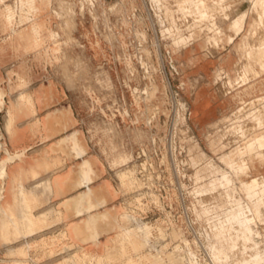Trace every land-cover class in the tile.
Instances as JSON below:
<instances>
[{
	"label": "rangeland",
	"instance_id": "1",
	"mask_svg": "<svg viewBox=\"0 0 264 264\" xmlns=\"http://www.w3.org/2000/svg\"><path fill=\"white\" fill-rule=\"evenodd\" d=\"M9 1L12 0H5L6 3ZM67 1L73 3L76 9V25L67 29L64 27L66 18L49 12L43 14L59 37L58 42L46 38L40 49H27L25 41L20 42L18 38L13 44L4 40L8 32L3 29L4 23L0 18V91L4 92V103L0 107L1 141L6 148L8 109L16 95L21 92L35 93L39 88L46 87L44 83L65 90L91 147L95 148L107 170L106 177L119 193L118 206L113 211L115 218H110L109 224H113L111 230L101 235L100 248L90 242L74 243L65 234L63 226L50 228L52 224L31 236L30 239H34L30 242L31 251L23 257L9 254V249L20 246L23 239L12 244H3L0 239V264L17 258L25 259L24 264H54L77 254L80 256L79 262L91 264L83 252L87 249L93 253L101 252L106 246L105 253L89 254L96 259L112 249L114 254L120 256V251L116 252L115 249L120 248L116 240L119 239L121 226L126 223L122 218L124 212L153 228L152 242L161 251L157 254L154 248L147 246L132 251L128 246L127 255L132 257L134 264H139L140 258L145 256L153 258L152 264H158V259L161 264H194L191 260L189 262L192 254L199 264H212L210 247L215 246L216 250L221 247L218 240L208 233L209 221L206 216L212 218L217 213L224 214L228 207H235L236 199L246 200L240 183L255 176L254 165L257 167L256 173L264 175L263 154L253 149L248 156L250 170L245 168L246 173L233 176L229 186H221V174L230 173L228 161L226 158L222 161V156L226 157V153L233 151L230 161L236 162V148L250 139H240L233 125L244 122L242 117L260 105L246 107L241 115H237L236 111L264 95L241 103L233 117L207 126L205 112L194 108L197 103L195 92L205 81L193 78L197 72L193 68L195 45H202L203 50L205 41L212 44V33L207 22L198 19L188 21L177 7L182 0H98L95 11L97 21L88 11L87 3L86 13L79 14L84 0ZM212 1L205 0L210 6ZM241 1L227 0V4L232 5L229 19L235 18L244 9V6L237 5ZM116 3L120 9L112 11L110 6ZM57 6L55 0L50 4L53 8ZM167 10L174 22L167 17ZM223 13L221 10L215 12L211 22L220 26L221 20L226 21ZM181 19H185L184 22ZM166 22L171 24L167 26ZM249 34L253 37L250 29ZM237 35L230 44L235 43ZM156 39L162 62L157 55ZM255 43L259 44V40L255 38V41H249L247 35L241 39L239 46L245 59L244 44L255 46ZM59 46L62 49L58 53L55 49ZM201 55L197 54L198 59ZM67 69L73 74L71 80L65 76ZM255 69L258 73L255 77L264 72L256 64ZM221 78L222 73H217V79ZM154 85L157 89L151 98L137 102L136 96L145 90L151 91ZM217 92L215 98L220 101L226 89L220 85ZM141 95L145 97L144 93ZM250 126L251 123H248ZM124 154L130 156L128 163L111 166L113 159ZM202 154H205L204 159H201ZM5 156L3 149L0 161ZM132 169L137 184L133 188H126L119 174ZM211 183L216 184L215 189H212ZM38 209L35 205L34 210L37 212ZM252 223L251 227L257 231L254 238L264 251V206L260 217L256 216ZM132 225L131 222L126 224ZM43 238L53 240L54 244H37ZM134 240L139 242L140 238ZM223 251L228 253L229 249ZM172 253L177 256L176 259H182L173 262ZM231 261V257L226 259L222 254L217 264H231ZM104 264H118V261Z\"/></svg>",
	"mask_w": 264,
	"mask_h": 264
},
{
	"label": "crops",
	"instance_id": "2",
	"mask_svg": "<svg viewBox=\"0 0 264 264\" xmlns=\"http://www.w3.org/2000/svg\"><path fill=\"white\" fill-rule=\"evenodd\" d=\"M237 5L244 6V9L236 16L249 11L246 1L242 0ZM252 22L253 17L249 11L242 31L235 37V43L227 44L226 36L233 35L234 32L228 28L230 21L221 20L219 25L223 35L220 37L219 45L214 46L205 41L203 50L200 44L194 47L193 68L197 72L193 78L205 81L195 92L197 103L194 108L196 111L205 112L207 126L233 117L243 101L264 95V72L250 78L246 83L237 84L241 67L245 62L244 52L239 44L245 35L249 37V41H255V37L249 34ZM197 54L203 55L198 59ZM257 69L259 70L258 67ZM219 72L222 73L221 79H217ZM230 82L234 84L232 89ZM43 85L46 87L39 88L35 93H19L10 106L13 128L11 134L5 130L6 149L11 154L21 157L7 166L3 197L0 201V208L6 212L8 219L20 218V189L23 187L34 220L39 226L32 234H21L17 239L6 242L1 228L0 213V239L4 244H12L18 239H23L20 244L22 246L34 240L30 239L33 234L52 224L50 228L63 226L65 234L70 236L74 243L90 242L100 248L101 235L112 228L113 224L109 222L118 206L119 193L116 186L106 177L107 170L103 167L95 148L91 147L67 92L50 83ZM220 85L226 89V93L217 101L215 97ZM20 94L30 95L32 103L19 101ZM247 137L250 139L235 150L237 153L243 150L241 156L246 162L242 165V172L245 173V168L250 170L248 163L250 150L258 149V154H263L264 159V127L257 128L240 139ZM232 153L233 151L226 155ZM253 171L255 176H264L256 173L255 165ZM84 177H90L91 182L85 185ZM88 191L92 194L91 198L86 200ZM35 205L39 207L37 212L34 210ZM80 207L86 210L77 213ZM44 213L47 216L43 221ZM90 216L96 218L95 224H88ZM92 234L96 237L93 238ZM106 248L107 246L97 253L88 249L86 251L90 254H102L106 252ZM12 249L14 248L9 249V252Z\"/></svg>",
	"mask_w": 264,
	"mask_h": 264
},
{
	"label": "bare ground",
	"instance_id": "3",
	"mask_svg": "<svg viewBox=\"0 0 264 264\" xmlns=\"http://www.w3.org/2000/svg\"><path fill=\"white\" fill-rule=\"evenodd\" d=\"M52 1L53 0H12V1H9V3H6L5 0H0V18H2L3 23H4L3 29L6 32H8L7 36L5 35L6 36L5 39L3 37L1 38H3L4 40L10 41L12 44L15 41V38H18L20 42L25 41L26 48L30 50L42 48L45 44L46 38H50V39H53L54 42H58L57 37H59V34L50 28L49 20L45 19L44 18L45 16L43 14L47 15L49 12L50 14L51 13L55 14L59 18H66L64 20L65 21L64 27H66L67 29L68 28L70 29L76 25V20H75V15H74V13H76V9L74 7V4L67 0H55L58 2V6L56 8H53V7H50V4L52 3ZM245 1L248 3L249 11L252 14V17L254 18V23L251 24L250 30H251L253 37L259 40V44L255 43V46L244 44L243 48L245 49V55H246L247 61L245 59L246 63H244V65H242L241 67L239 79L237 80L238 85L246 83L247 81H249L250 78L255 77L258 74L255 69V64L258 65L261 68V70L264 71V0H245ZM97 2L98 0L82 1L81 6L78 11L79 14L84 15L86 13L85 3H87L89 5L88 11L90 12L91 15L95 17V20L97 21L98 17L95 14ZM212 3L213 4L210 6L209 4L205 2V0H182V2H180V6L178 5L177 7H180V9L182 10V13H184L188 21L192 19H195V20L198 19L199 21H204V23L206 22L208 23L207 26L211 30V33H212L211 43L214 46H218L219 43L221 42L220 37L223 35V32L220 26H217L215 23L211 22L213 21L212 17L214 18L213 15L215 14V12H218L220 10L223 11L225 20L230 21L228 28L234 32L233 35L226 36L227 44L233 43L234 36L239 34L242 31L243 25L248 17L249 11L248 10L244 11L242 14L238 15L237 17L233 19H229L230 12L232 11V5H228L227 0H213ZM110 9L112 11H118L120 9V6L117 3L112 4L110 6ZM166 15L169 19H171L172 22H174L172 20L173 16L169 10L166 11ZM148 17L150 20L151 17L149 15ZM184 20L181 19V21L183 22ZM167 23L168 22H166V24ZM170 24L171 22H169L167 26H169ZM177 24H180V22ZM152 27H153V24H152ZM141 36L143 38L145 37L144 34H141ZM155 46H156L157 55L159 57V60L162 62L161 52H160L159 43L157 39L155 41ZM61 49L62 48H60L59 46V48L55 49V51H58L59 53ZM67 58H68V55H67ZM148 73H150L149 70H148ZM65 76L68 80H71L73 77V74L69 69H67L65 70ZM230 84L234 86L232 82H230ZM156 89H157V86L154 85L152 86L151 91L145 90L144 92L141 93V94L144 93L145 97L144 95H141V94L139 96H136L137 102H140V100L142 99L151 98L152 93ZM3 96H4V92L0 91V107L4 103ZM21 100L23 101L25 100L26 102L30 104L32 103L31 96L28 94L27 95L20 94L19 101ZM245 102L246 101H243L242 103H245ZM12 104L13 103H11V105ZM257 105H260V107L254 111L249 112L248 114L242 117L244 118V122L233 125V129H235V131L239 132L240 134L239 138L244 137L246 134H248L249 132L253 130H256L257 128L264 127V97H261L257 99L256 101H251L250 103H248L247 106L244 105L243 107H241V109H239V111L237 110L238 112L236 111V114L241 115V112L245 110L246 107L248 108V106H250V107L255 108V107H258ZM8 113H9V119L7 121L6 131L9 134H11L12 128H13V118L10 113V107L8 109ZM248 123H251L250 127H248ZM231 127H230V130L233 131ZM97 132H100V131H97ZM3 149L6 153V156L3 158V160L0 161V201L3 197L4 187L2 184L4 183V180L7 176V166L9 163L14 161L16 158L21 157L20 155L11 154L3 146V143L1 141V136H0V154ZM241 153H243V150H240L238 153L235 151V155L237 156V158L234 159L236 161L234 163L233 162L231 163L230 161L234 155L233 153L232 155L230 154L226 157L225 155L222 156V161H224L225 158L227 159L228 161L227 167L229 168L230 173L233 175H231L230 173L221 174V179H222L221 186L223 187L229 186L232 183V177L233 176L237 177L242 172L240 167L246 162V159H244L241 156ZM111 154L112 153H110V155ZM204 157H205V154H202L201 159H204ZM129 159H130V156L128 154L120 155L119 157L111 161V166L115 167L123 163L126 164L129 162ZM210 164L212 168L215 167L213 161H211ZM119 175L121 177L123 186H125L126 188H133L137 184V180L134 176L133 169L129 170L128 172L123 171ZM84 179L85 180L83 181V183H85V185L91 182L90 177H86V178L84 177ZM43 186H45V184ZM211 186H212V189L216 188L215 183H211ZM240 188L241 190L245 192L246 200H242L238 198V200L237 199L235 200L236 201L235 207H228L225 210L224 214L217 213L212 218L209 216H206L207 220L209 221V224H207L208 229H209L208 233L218 240L220 247H221V249H218V250H216L215 246L210 247V250H209L210 257L209 258L212 264L219 263L221 261L222 254H225L226 259H229L231 257L232 259L231 264H264V251L262 249L263 247H261L258 243L259 241L257 242L256 239L254 238L255 235L257 234V231L256 230L254 231L253 228L251 227V223L254 222V219L256 218V216L260 217L262 213V208L264 206V176H254L249 181H241ZM91 194H92L91 191H88L86 193V197H85L86 200H89L91 198ZM229 201L231 202L230 199ZM20 202H21L20 218H14V219L12 218L10 220L8 219V216H6V212L0 208L1 228H2L3 236L5 237L4 239L6 242H10L12 240L17 239L18 237L21 236V234H24V235L32 234L39 226V224H36L34 220V217L31 212V205L29 203L28 197H26V193L23 187H21L20 189ZM85 210L86 209H83L82 207H80L77 210V213L84 212ZM43 216H44L43 217V221H44L47 214L44 213ZM122 218L126 223L121 226L122 230L119 235V239L116 240V242L120 244V248H118V250H117V247L116 249L114 248L116 252L120 251V256L114 254V251L110 249L106 255L100 258L94 259L86 251L84 253V257L89 259L91 264H101V263L104 264L106 262H113V261H118V264H134L132 257L127 255L129 247H131L132 251H138L139 249H142L145 246H147L150 248H154L157 254L161 252L156 247V245L152 242V229L153 228L150 225H148L146 222H143V220L140 221L134 215L129 214L127 212H124L122 214ZM130 222L133 225L126 226V224ZM95 223H96L95 217H91V216L88 217L89 225L95 224ZM92 235H93V238L96 237L95 234H92ZM136 237L140 238L139 242H136L134 240ZM40 243L43 245L52 246L54 244V241L53 240L47 241L45 238H43L41 239V241L37 242V244H40ZM31 248H32V245L31 243L28 242L26 244H23L20 247L18 246V248L15 250L14 249L10 250L9 254L13 256L23 257L28 254ZM225 248L229 249L228 253L223 251V249ZM176 257L177 256L175 254L172 255L173 262H175V260L180 261V259H182L181 257L176 259ZM190 260L191 262L193 261L194 264H199V262L196 260L193 254L189 257V262ZM79 261H80L79 255H73V256L70 255L67 258H65L63 261L59 263H54V264H83ZM152 262H153L152 257L150 258V257L145 256V257L140 258L139 264H152ZM156 262H158V264H161L159 259L156 260ZM24 263H25V259L23 260V259L17 258V259H14L8 262L7 264H24Z\"/></svg>",
	"mask_w": 264,
	"mask_h": 264
}]
</instances>
